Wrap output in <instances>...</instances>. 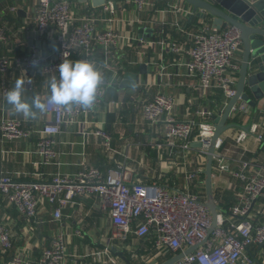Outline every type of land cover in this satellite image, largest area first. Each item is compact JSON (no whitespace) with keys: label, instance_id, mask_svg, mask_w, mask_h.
I'll return each instance as SVG.
<instances>
[{"label":"crops","instance_id":"crops-1","mask_svg":"<svg viewBox=\"0 0 264 264\" xmlns=\"http://www.w3.org/2000/svg\"><path fill=\"white\" fill-rule=\"evenodd\" d=\"M72 3L76 16L99 9V6L92 5L91 0H72ZM35 4L36 0L0 1V25L4 26L6 35V40L0 43V53L14 57L27 54L32 48L41 53L49 50L47 43L56 32L52 29L49 35H41L35 30L32 23ZM174 4L179 6L177 10L173 8ZM138 12L129 2L118 6V19L114 23L120 35L118 48L108 54L100 47L94 48L92 54L78 50L73 53L72 62H93L109 83L94 112L88 115L82 113L62 126L57 136L59 154L56 160L50 163L43 161L37 152L36 134L0 141V169L4 174L32 180L48 178L55 172L71 174L85 165L96 166L105 172L119 162L129 166L133 180L158 181L171 188H188L205 198L203 172L193 182L186 180V174L194 166L204 169L206 155L201 154L197 145H191L190 150L157 146L164 140V124L141 122L139 99L149 98L158 92L165 93L174 99L173 114L179 119H198L200 110H209L211 116L224 110L226 104L222 91L196 88L197 77L185 72L184 64L189 58L186 52H173L167 45L169 41H178L184 43L185 49L190 46L186 34L173 24L175 20L185 31L192 32L204 23L211 24V20L193 14L191 6L184 0H149L144 11L140 12L147 19L143 24L132 22ZM97 24L102 27L104 22L98 21ZM229 25L224 23L222 28ZM139 28H142L141 32ZM147 28L152 31L146 32ZM236 57L241 64L242 44ZM142 65L147 67L144 72L141 71ZM127 72L135 74L133 85H121ZM237 78L238 72L236 82ZM18 79L25 81L24 96L29 101L38 98L44 102L50 94V80L37 68L20 70L11 67L3 78L0 77V123L3 119L12 118L20 120L26 127L39 128L47 118L45 112H38L35 118H25L15 113L6 102V93ZM2 82L7 88L5 93L1 89ZM246 91L253 98L250 90ZM255 101L254 106L241 102L242 107L231 111L227 122L241 125L258 123L257 132L249 133L237 142L235 137L241 128L233 126L220 136L216 152L230 167L237 168L239 158L264 160V139L259 138L264 137V95ZM99 129L105 130L111 137V154L97 135ZM216 163L214 159V199L221 209L228 210L235 192L241 188V182L228 171L219 169ZM62 211L61 220H55L51 206L43 201L37 216L26 218L0 195V223L10 227L13 244L7 254L0 248V264L11 254L23 256L29 264H40L38 259L42 249L49 245L58 231L64 232L66 242L63 264H101L108 257L114 260V264H160L172 256L168 253L156 254L150 238L142 241L130 236L126 244L119 245L112 235L108 213L100 208L96 198L75 197ZM258 255L259 264H264V253Z\"/></svg>","mask_w":264,"mask_h":264},{"label":"built area","instance_id":"built-area-1","mask_svg":"<svg viewBox=\"0 0 264 264\" xmlns=\"http://www.w3.org/2000/svg\"><path fill=\"white\" fill-rule=\"evenodd\" d=\"M119 1L104 0L98 10L76 16L72 0H36L32 16L35 30L41 35H49L52 29L56 32L47 43L49 50L41 53L32 48L27 54L14 57L0 53V77L3 78L11 67H17L20 70L37 68L49 80L58 79L59 64L63 60L71 61L75 51L92 54L94 48L100 47L108 54L118 48L120 35L114 25L118 19V6L132 3L139 11L132 22L143 24L147 19L140 12L149 4V0ZM11 8L16 9L15 6ZM173 8L177 10L179 6L174 4ZM98 21L104 25L100 27ZM173 24L186 34L190 46L185 49L184 43L169 41V50L185 51L189 57L184 64L185 72L197 77L195 87L207 91L221 90L226 104L235 93L236 74L240 68L236 57L242 44L239 30L233 25L217 28L204 23L192 32L181 28L177 20ZM5 40V28L0 25V43ZM108 83L102 79L91 108L76 104L57 105L49 100V94L44 99L47 118L39 128L26 127L20 120L6 118L0 123V141L36 134L37 152L43 161L56 160L59 154L57 136L62 126L82 113L94 112ZM1 89L3 93L7 91L3 82ZM241 102L243 100L238 99L232 111L242 107ZM174 104L171 96L160 92L139 99L141 122L164 124V140L157 146L190 150L192 142H200L199 150L205 156L215 129L211 112L200 110L198 119H179L173 114ZM258 128L259 124L253 123L249 125V131L239 130L236 141L240 142L249 133H256ZM97 135L111 154L109 133L99 129ZM219 144L220 137L215 144L213 160H217L219 169L238 179L241 188L235 192L227 213L221 208L217 211V223L209 235L212 215L203 196L188 188H171L158 181L133 180L126 163L115 162L105 172L96 166L85 165L71 174L55 172L48 178L32 180L14 178L0 169V195L26 218H35L40 204L46 201L55 220H61L63 207L73 198H96L100 208L108 213L112 235L119 245L126 244L130 236L142 241L150 238L156 254L172 255L195 246L173 264H259L258 254L264 253V160L239 158L236 161L238 167H230L216 152ZM203 170L201 166H194L187 172L186 180H197ZM12 247L11 229L0 223V248L7 254ZM65 255L64 232L58 231L42 249L38 261L40 264H63ZM113 261L108 257L101 264H114ZM2 264H29V260L11 254Z\"/></svg>","mask_w":264,"mask_h":264},{"label":"water","instance_id":"water-1","mask_svg":"<svg viewBox=\"0 0 264 264\" xmlns=\"http://www.w3.org/2000/svg\"><path fill=\"white\" fill-rule=\"evenodd\" d=\"M1 1V0H0ZM93 6H100L104 0H91ZM116 1V0H114ZM169 1V0H167ZM192 8V13L201 18H209L211 24L217 28H222L224 23L235 26L240 33L242 41V60L238 70V78L235 83V93L228 100L223 111L217 115H212L215 124L214 133L207 148L205 165L203 170L205 198L204 203L209 208L212 215V225L208 234L216 226L217 211L220 209L213 195V153L215 144L221 134L230 127H238L244 131H249V124L241 125L234 122H227L231 114L233 105L238 99L254 106L257 99L264 95V0H184ZM142 31V28H139ZM151 32V28L145 29ZM147 67L141 66V71ZM135 74L127 72L121 85H133ZM249 89L253 98L246 91ZM191 145L200 146V142H192ZM224 213L227 210L222 209ZM195 246L187 248L184 252L172 255L160 264H173L176 260L194 249ZM118 254H123L118 252ZM128 261V259L126 258ZM129 262V261H128Z\"/></svg>","mask_w":264,"mask_h":264},{"label":"clouds","instance_id":"clouds-1","mask_svg":"<svg viewBox=\"0 0 264 264\" xmlns=\"http://www.w3.org/2000/svg\"><path fill=\"white\" fill-rule=\"evenodd\" d=\"M35 63V62H34ZM59 78L49 82V100L57 105H80L91 108L96 100L97 89L103 79L96 65L88 60H63L58 66ZM25 81L18 79L6 93V102L15 113L25 118H35L39 113L47 111V105L38 98L31 101L24 96Z\"/></svg>","mask_w":264,"mask_h":264}]
</instances>
